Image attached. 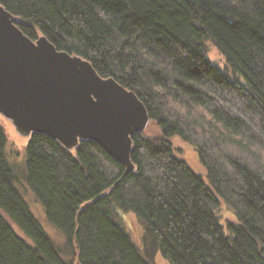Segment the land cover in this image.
Masks as SVG:
<instances>
[{"label": "trees", "instance_id": "obj_1", "mask_svg": "<svg viewBox=\"0 0 264 264\" xmlns=\"http://www.w3.org/2000/svg\"><path fill=\"white\" fill-rule=\"evenodd\" d=\"M0 3L28 37L44 34L132 90L160 129L132 135L131 171L94 140L68 149L32 132L18 176L0 123V264H157L158 252L168 264H264V0ZM174 134L196 150L210 186L176 155ZM21 181L63 233L60 246ZM221 200L234 215L228 233ZM117 209L135 216L142 246Z\"/></svg>", "mask_w": 264, "mask_h": 264}, {"label": "water", "instance_id": "obj_2", "mask_svg": "<svg viewBox=\"0 0 264 264\" xmlns=\"http://www.w3.org/2000/svg\"><path fill=\"white\" fill-rule=\"evenodd\" d=\"M0 114L23 133L39 132L68 149L79 140L97 142L126 171L132 135L149 115L143 102L91 63L57 49L44 35L32 39L0 4Z\"/></svg>", "mask_w": 264, "mask_h": 264}, {"label": "rangeland", "instance_id": "obj_3", "mask_svg": "<svg viewBox=\"0 0 264 264\" xmlns=\"http://www.w3.org/2000/svg\"><path fill=\"white\" fill-rule=\"evenodd\" d=\"M208 57L211 61L217 63L220 67L224 66V57L220 54V52L216 49L215 46L209 45ZM0 123L3 127L6 137L5 155L7 161L11 169H13L16 174L20 176V170L25 159V144L29 136L28 134H22L18 132L13 123L2 115H0ZM145 128L146 132L148 133H160L159 127L155 125L154 122L152 123V121L147 122ZM168 139L175 147L176 155L186 160L189 166L196 173L201 175L206 185L210 186V183L207 179L206 167L201 162L196 150L177 134L169 136ZM17 186L23 196L25 203L28 205L32 215L36 218L40 226L51 238V240L57 246H60L64 240V235L60 231V229L55 227L47 219L44 207L42 203L36 198L33 190L24 181H21V183L17 184ZM23 189H25V191ZM216 213H218L220 216L219 220L224 228L225 233H228L229 231L227 230L228 228L225 224V219L232 218L234 216L231 207L225 204V201L221 200L218 212L216 210ZM117 214L119 215V218L121 219L124 228L130 234L132 241L138 244L139 246H142L141 225L138 223L137 219L132 214V212L117 209ZM155 260L157 264H168V262L162 257L160 252L156 254Z\"/></svg>", "mask_w": 264, "mask_h": 264}]
</instances>
